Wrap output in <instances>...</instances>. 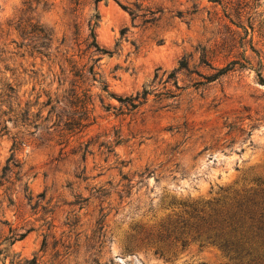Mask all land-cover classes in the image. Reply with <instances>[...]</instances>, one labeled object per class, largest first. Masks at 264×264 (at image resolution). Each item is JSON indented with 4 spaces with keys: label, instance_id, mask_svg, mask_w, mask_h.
<instances>
[{
    "label": "rangeland",
    "instance_id": "rangeland-1",
    "mask_svg": "<svg viewBox=\"0 0 264 264\" xmlns=\"http://www.w3.org/2000/svg\"><path fill=\"white\" fill-rule=\"evenodd\" d=\"M253 179L264 0H0V264H248L186 213Z\"/></svg>",
    "mask_w": 264,
    "mask_h": 264
},
{
    "label": "trees",
    "instance_id": "trees-1",
    "mask_svg": "<svg viewBox=\"0 0 264 264\" xmlns=\"http://www.w3.org/2000/svg\"><path fill=\"white\" fill-rule=\"evenodd\" d=\"M221 192L227 195L223 204L213 199L198 210L189 205L186 214L190 219L202 214L198 219L207 234L212 235V243L224 251L234 253L248 264H264V181L253 179L247 185Z\"/></svg>",
    "mask_w": 264,
    "mask_h": 264
}]
</instances>
